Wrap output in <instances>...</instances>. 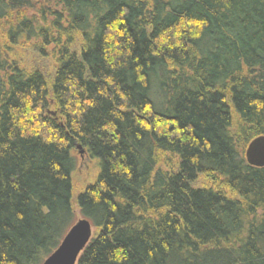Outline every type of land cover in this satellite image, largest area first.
<instances>
[{"label":"trees","instance_id":"1","mask_svg":"<svg viewBox=\"0 0 264 264\" xmlns=\"http://www.w3.org/2000/svg\"><path fill=\"white\" fill-rule=\"evenodd\" d=\"M0 27V264L74 226L77 144L78 264H264V0H0ZM31 42L52 78L7 59Z\"/></svg>","mask_w":264,"mask_h":264},{"label":"rangeland","instance_id":"2","mask_svg":"<svg viewBox=\"0 0 264 264\" xmlns=\"http://www.w3.org/2000/svg\"><path fill=\"white\" fill-rule=\"evenodd\" d=\"M40 6L36 10H31L30 13H36ZM3 29L0 27V36L2 38ZM80 41V39H79ZM2 45L5 44L2 42ZM11 50L7 51L6 57L11 62H17V64L28 72L39 70L48 77H53L55 74V61L51 55L44 56L36 50L33 42L29 44H23L20 46L10 47ZM51 50V48H50ZM53 113H56L55 109H51ZM72 156L76 161V168L73 173V199L72 208L75 214V223L83 219L80 209L77 204L78 196L85 190V188L94 183L99 174V164L96 160L92 159L86 152L84 155L80 154V151L76 148L72 151ZM164 166V165H163ZM210 182L205 177H200L198 186L207 187ZM95 234V229L93 235Z\"/></svg>","mask_w":264,"mask_h":264},{"label":"water","instance_id":"3","mask_svg":"<svg viewBox=\"0 0 264 264\" xmlns=\"http://www.w3.org/2000/svg\"><path fill=\"white\" fill-rule=\"evenodd\" d=\"M76 149L81 155L87 152L81 144H77ZM246 160L252 167L264 168V136L249 144ZM93 231L94 227L89 220H79L69 230L59 248L43 264H78L80 256L93 238Z\"/></svg>","mask_w":264,"mask_h":264}]
</instances>
